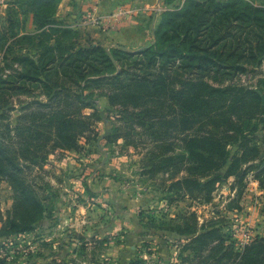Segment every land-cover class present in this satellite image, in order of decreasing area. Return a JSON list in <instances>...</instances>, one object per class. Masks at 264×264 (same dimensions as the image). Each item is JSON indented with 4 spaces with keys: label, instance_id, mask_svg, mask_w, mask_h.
I'll return each instance as SVG.
<instances>
[{
    "label": "trees",
    "instance_id": "trees-1",
    "mask_svg": "<svg viewBox=\"0 0 264 264\" xmlns=\"http://www.w3.org/2000/svg\"><path fill=\"white\" fill-rule=\"evenodd\" d=\"M59 2L19 0L18 11H7V27L1 30L3 46H7L3 63L11 61L6 54L15 39H29L39 49L37 59H13L21 71L5 76L2 70L0 74V188L8 183L14 200L6 219L0 200L1 237L28 233L38 222L43 205L35 190L34 168L50 153L79 148L80 137L95 121H101L94 90L106 82H110L109 92L103 95L111 106L120 104L136 116L153 143L168 145L174 135L184 137L182 159L187 177L175 183L179 190L199 188L210 196L225 179L243 180L254 171L264 191V136H260L264 132V79L256 88L215 87L205 80L211 73L233 71L237 75L247 72L249 65L263 62L264 5L257 7L246 0H187L182 8L161 15L155 43L139 53H108L91 47L65 57L60 34L66 36L67 31L55 23ZM116 62L133 67L100 77L106 74L103 66L112 69ZM76 64L78 69L96 73L71 72ZM60 67L63 73H52ZM77 78L85 83L74 93L66 84H76ZM29 85L41 88L45 101L23 106L12 128L11 121L6 123L11 119L9 101L17 95H32L34 89ZM72 97L74 101L64 103L80 104L78 114H71L61 107L63 101L58 102ZM165 103L170 104L169 113L161 108ZM85 109L93 113L83 115ZM232 146L237 148L235 154L229 149ZM193 241L201 245L195 249L197 264H264V237L240 251H224L220 229Z\"/></svg>",
    "mask_w": 264,
    "mask_h": 264
},
{
    "label": "rangeland",
    "instance_id": "rangeland-1",
    "mask_svg": "<svg viewBox=\"0 0 264 264\" xmlns=\"http://www.w3.org/2000/svg\"><path fill=\"white\" fill-rule=\"evenodd\" d=\"M18 1L0 0V74L3 70L5 76L21 71L15 57L37 59L39 52L29 39L7 41L11 46L6 55L11 61L3 63L7 46H3L1 30L7 27V11H18ZM69 1L71 8L60 0L55 10V23L67 31L66 36L60 34L65 57L91 47L108 53H139L155 43L161 15L182 8L187 0H116L119 6L112 11L101 7L103 0ZM246 1L264 5V0ZM123 63L116 62L112 69L103 66L106 74L100 77L133 67ZM78 66L71 72L96 73ZM247 69L237 75L233 71L211 73L205 80L215 87L256 88L264 79V60ZM52 73L63 70L60 67ZM76 81L66 84L74 93L85 83L80 78ZM109 84L94 90L101 121H95L80 137L79 148L65 154L50 153L34 168L43 214L28 233L0 236V264H197L195 249L201 245L193 239L207 231L220 229L224 251H240L257 237H264V191L256 172H249L243 180L225 179L210 196L199 188L179 190L175 183L187 177L182 159L184 137L176 134L168 145L153 143L136 116L120 104L111 106L103 95L109 92ZM28 87L34 89L32 95H17L9 101L11 119L6 123L11 121L12 128L23 106L45 101L41 88ZM64 100H58L63 101L61 107L78 114L80 104L64 103L75 98ZM169 105L161 107L165 113H169ZM92 113V109L82 111L83 115ZM260 136L263 138L264 132ZM229 149L232 154L237 151L235 146ZM0 200L6 219L14 205L13 191L6 182L1 184Z\"/></svg>",
    "mask_w": 264,
    "mask_h": 264
},
{
    "label": "crops",
    "instance_id": "crops-1",
    "mask_svg": "<svg viewBox=\"0 0 264 264\" xmlns=\"http://www.w3.org/2000/svg\"><path fill=\"white\" fill-rule=\"evenodd\" d=\"M122 1H129V0H121L120 2L119 1H117L116 2V0H103V2H102V5H101V7H103L104 6V9H106V10H108V11H112V10H114V8L116 9L118 6H119V3H121ZM65 2H67V6L69 7V8H71L70 6H69V0H65ZM119 2V3H118ZM133 6V5H132ZM136 6H133V8H135ZM119 9H120V7H119ZM101 11H103L102 10V8L100 9ZM107 11V12H108Z\"/></svg>",
    "mask_w": 264,
    "mask_h": 264
}]
</instances>
